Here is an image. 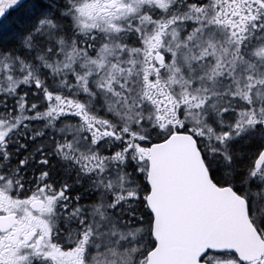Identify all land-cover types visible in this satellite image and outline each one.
Segmentation results:
<instances>
[{
  "label": "snow or ice",
  "instance_id": "6c2138e0",
  "mask_svg": "<svg viewBox=\"0 0 264 264\" xmlns=\"http://www.w3.org/2000/svg\"><path fill=\"white\" fill-rule=\"evenodd\" d=\"M0 264H264V0H0Z\"/></svg>",
  "mask_w": 264,
  "mask_h": 264
}]
</instances>
